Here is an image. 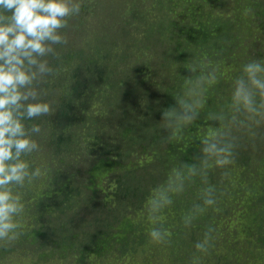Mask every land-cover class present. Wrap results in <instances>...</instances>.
<instances>
[{"label": "rangeland", "instance_id": "rangeland-1", "mask_svg": "<svg viewBox=\"0 0 264 264\" xmlns=\"http://www.w3.org/2000/svg\"><path fill=\"white\" fill-rule=\"evenodd\" d=\"M144 4L142 1V10L144 6L147 8ZM157 5H152L155 12L150 19H146L147 10L142 24L128 25L123 31L115 32L109 28L108 15L121 10L123 0H115L114 5L112 0H82L81 15L70 21L67 30L69 43L57 46L60 59L51 63L56 74L47 77L46 83L41 85L47 99L55 101L54 114L25 121L27 125L38 124L42 129L41 135L35 137L41 151L26 159L33 170L40 167L43 175L19 189L25 206L19 218L22 235L12 246L0 248V264H193L194 261L195 264H264V252L259 250L242 251L241 258L240 245L224 248L234 243L226 242L224 216L230 217L232 207L219 202L223 191L218 187L221 177H216L217 204L197 215L191 227L184 226L183 217L192 210L193 204L202 203L200 190L206 185L196 177L182 194L172 195V205L160 213L161 223L172 233L171 244L163 245L153 243L148 235L155 225L148 218L147 204L154 190L166 183L171 170H125L115 175L109 171L115 166L109 158L113 140L120 133L117 131L120 126L129 120L123 108L129 106L132 98L119 99L124 94L120 85L111 92L112 98H107L109 92L104 93L103 85L112 71L114 76L122 69L126 73V66L132 67L136 62L135 57L103 59L98 66L102 58L98 51L101 47L110 48L108 43L122 48L131 43L135 46L141 39L150 41L142 37L161 15V5ZM159 17L163 22L168 21L166 17ZM195 18L190 23V42ZM122 25L118 22L119 28ZM161 26L164 29L160 35L166 39L165 35L172 33L173 28L165 23ZM117 38L120 43L124 41L122 46L119 42L113 43ZM188 40L185 44H190ZM134 49L140 52L139 45ZM200 147L198 142H193L183 158L177 160V165L179 161L197 162L194 158L201 155ZM123 150L124 147L121 157L128 161L129 152ZM170 163L173 164L166 158L167 167L172 165ZM111 178L121 181L125 188L122 201L126 205L121 211H114L113 206L109 208L97 189L101 179L107 184ZM208 179L209 183L213 180ZM95 206L100 208L99 216ZM115 215L118 216L110 221ZM118 220L121 221L115 231L106 232L111 229L110 222ZM209 225L217 231L208 251L199 252L195 244L203 240Z\"/></svg>", "mask_w": 264, "mask_h": 264}, {"label": "trees", "instance_id": "trees-1", "mask_svg": "<svg viewBox=\"0 0 264 264\" xmlns=\"http://www.w3.org/2000/svg\"><path fill=\"white\" fill-rule=\"evenodd\" d=\"M142 1L147 5L143 10L140 8ZM112 2L114 5L115 0ZM154 3L161 5V15L157 16V23L155 20L151 23L152 28L143 32L142 37L150 41L143 42L144 39H141L135 46L131 43L122 48L108 43L112 51L108 46L98 51L102 56L98 66L103 59L114 61L135 57L136 62L132 67L126 66V73L122 69L114 76L112 71L103 85L106 88L104 93L109 92L107 98H112L111 92L119 85L124 93L119 99L132 98L129 106L123 108L129 120L117 130L120 133L113 140L114 148L109 155L111 162H115V166L109 170L113 175L125 170L150 168L158 172L179 167L181 162L177 165V160L183 158L193 142L201 145L200 139L207 127L217 126L216 122L206 121L207 114L229 102L232 80L240 75L242 65L254 58L264 59V0H123L122 9L108 15L109 28L118 32L128 25L134 27L142 24L146 14L144 12H149L146 19H150L155 12L152 7ZM159 16L166 17L168 21L163 22ZM193 17H196L193 25L195 30L190 42L188 36ZM118 22L124 24L122 28H119ZM164 23L173 28L172 33L165 35L166 39L160 35L164 29L160 27ZM186 39L190 44H185ZM116 42H119L118 38L113 41ZM120 44L122 46L124 41ZM138 45L141 53L134 51ZM192 58L218 63L219 80L208 89L200 117L179 133L176 139L167 141L165 138L169 135L168 130L160 128L162 112L176 106L175 97L183 94L184 77L191 75L185 67L191 63ZM258 131L256 138L245 137L241 141L235 164L227 168L229 176L222 177L224 169L209 170V178L213 179L209 184L216 186V177L222 178L218 184V187L223 188L219 202L225 207H232L230 217L224 216V225L228 233L226 242L234 244L225 245L224 248L228 250L240 245L238 255L241 258L243 252L250 250L264 252V128ZM136 143L140 146L137 147ZM123 147L129 156H136H128V161L123 159ZM166 158L173 162L169 167ZM110 180L106 184L101 179L97 189L102 192V201L109 208L113 206L114 211H121L126 205L122 201L125 188L121 186V181L116 182L113 178ZM99 209L96 207L97 216ZM116 216L111 217L110 221ZM120 221L110 222L111 229L106 232H114Z\"/></svg>", "mask_w": 264, "mask_h": 264}, {"label": "clouds", "instance_id": "clouds-1", "mask_svg": "<svg viewBox=\"0 0 264 264\" xmlns=\"http://www.w3.org/2000/svg\"><path fill=\"white\" fill-rule=\"evenodd\" d=\"M81 11L82 0H0V248L12 246L22 235L19 218L25 206L19 189L43 175L26 159L41 151L35 137L42 129L25 121L54 114L55 101L47 99L41 85L56 74L51 63L60 59L57 46L69 43L70 21ZM185 68L191 75L184 77L183 94L175 97L176 106L162 112L160 128L168 130L167 141L200 117L208 89L220 76V65L207 59L192 58ZM206 121L217 126L209 125L201 137V155L194 158L198 163L174 167L148 201V218L155 225L148 233L153 243L171 244V230L161 223L160 213L172 205V195L182 194L196 177L206 185L200 190L202 203L193 204L183 217L184 226L191 227L197 215L217 204L209 170L224 169L222 177L229 176L227 168L235 164L241 141L256 138L264 128V59L242 65L240 75L232 80L229 102L209 112ZM216 231L209 225L196 250L207 252Z\"/></svg>", "mask_w": 264, "mask_h": 264}]
</instances>
